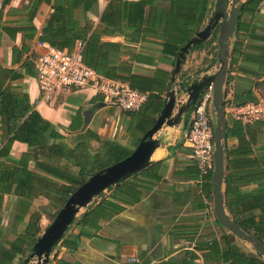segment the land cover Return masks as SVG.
Returning a JSON list of instances; mask_svg holds the SVG:
<instances>
[{
	"label": "crops",
	"instance_id": "obj_1",
	"mask_svg": "<svg viewBox=\"0 0 264 264\" xmlns=\"http://www.w3.org/2000/svg\"><path fill=\"white\" fill-rule=\"evenodd\" d=\"M110 1L99 0L96 9L88 13L94 28L100 25V18ZM215 1L211 0V12L203 28L214 12ZM33 3L31 0H0V62L23 76L11 83L13 90L27 93L31 104L42 116L70 137L84 126L83 113L103 99L91 90H66L51 102L39 101L33 59L39 51L38 38L53 9L52 3L42 2L30 21ZM251 18L249 14L243 15L246 22ZM30 22L38 31L34 38H30L26 29ZM255 23L264 27V15H258ZM102 41L122 46L121 53L115 55L116 64L112 66L117 68L123 63V67L130 70L126 74L121 72L123 76L153 77L157 70H162L170 75L171 84L174 58L162 53L164 44L161 40L132 37L127 31L126 34H104ZM218 59V44L211 37L187 55L182 66V79L192 84L213 74ZM25 63L31 64L33 75L26 72ZM240 65L242 70L236 73L233 97L244 99L251 91L258 101L264 98V77L259 75L258 78L256 73L259 65L241 60ZM188 117L187 124L183 119L176 128L159 160L98 196L80 213L64 241L62 239L52 251L48 264H264V257L250 243L219 223L212 178L199 180V169L185 142L193 115ZM226 119L223 183L226 213L236 224L239 221L264 232V121L245 125L230 115H226ZM71 125L80 129L71 133L68 130ZM129 127L130 120L120 108L106 105L94 112L86 129L97 131L103 140L135 149ZM5 138L0 128V149ZM27 149L26 144L14 142L11 156L18 157ZM48 205L49 201L40 197L34 201L30 212H45L49 210ZM229 208L237 213V219ZM17 211V198L6 196L2 206V226L13 229ZM43 221H51L45 213L41 218V226L45 228ZM18 227L21 229L20 225ZM5 233L6 236L8 233Z\"/></svg>",
	"mask_w": 264,
	"mask_h": 264
},
{
	"label": "trees",
	"instance_id": "obj_2",
	"mask_svg": "<svg viewBox=\"0 0 264 264\" xmlns=\"http://www.w3.org/2000/svg\"><path fill=\"white\" fill-rule=\"evenodd\" d=\"M31 1L34 3L30 21L42 2L52 3L53 12L41 31L39 41L68 51L81 43L84 62L98 74L127 83L132 89L148 95L140 110L123 111L130 120L128 132L135 140V147L163 108V95L170 87V75L157 70L153 77L139 74L123 76L121 72H130L123 63L117 68L112 66L116 64L115 55L121 53L122 46L104 42L102 36L130 31L132 37L161 40L164 44L162 53L173 57L175 64L180 49L202 30L211 12V0H111L100 18V25L94 28L88 13L96 9L99 0ZM244 14L252 16L249 22L243 20ZM258 15H264V0H246L236 26L228 82L234 81L236 73L241 72L240 60L259 65L258 78L259 75L264 77V27L255 23ZM26 29L30 38L38 32L31 22ZM212 41H217L216 32ZM23 67L33 75L30 63L23 64ZM22 77L0 62V128L6 136L0 149V264H24L45 230L41 226L42 214L48 215L52 221L77 188L94 174L127 158L134 150L115 141L103 140L97 131L90 128L70 137L61 133L31 104L27 93L13 90L11 83ZM187 85L184 83L185 87ZM249 93L244 99L233 97L234 102L238 105L258 102L251 91ZM79 129L73 125L68 128L71 133ZM14 142L26 144L27 151L12 157ZM6 196L17 198L18 211L13 229L2 226V206ZM40 197L49 201V210L30 212L34 201ZM229 209L237 219V213ZM250 223L253 224L252 221ZM237 224L264 245L262 230L239 221ZM5 232L8 233L6 236Z\"/></svg>",
	"mask_w": 264,
	"mask_h": 264
},
{
	"label": "water",
	"instance_id": "obj_3",
	"mask_svg": "<svg viewBox=\"0 0 264 264\" xmlns=\"http://www.w3.org/2000/svg\"><path fill=\"white\" fill-rule=\"evenodd\" d=\"M245 0H216L214 12L206 26L183 46L174 64L171 84L165 94L163 108L153 126L145 132L131 155L120 162L94 174L82 186L77 188L60 209L55 218L37 239L24 264H48L52 251L61 242L67 231L73 226L80 213L89 207L101 194L112 187L142 173L154 161L163 156L162 149L176 128L193 113L202 92L213 86L214 130V172L212 175L214 208L221 225L240 239L250 243L258 254L264 257V245L246 234L226 213L223 197L225 178V155L227 153V119L224 102L228 85V75L232 58L233 39L240 20ZM217 34L218 67L213 74L203 76L189 84L181 77L182 66L193 47L205 44L213 33ZM184 83H188L185 87ZM184 92V96L182 93ZM105 102H98L87 109L84 132L92 121L94 112L105 107Z\"/></svg>",
	"mask_w": 264,
	"mask_h": 264
},
{
	"label": "built area",
	"instance_id": "obj_4",
	"mask_svg": "<svg viewBox=\"0 0 264 264\" xmlns=\"http://www.w3.org/2000/svg\"><path fill=\"white\" fill-rule=\"evenodd\" d=\"M37 47L39 51L33 65L37 70L40 102H51L66 90H91L100 95L103 102L122 111H138L146 103L147 94L132 89L127 83L104 78L88 66L84 62L81 43L72 51L58 49L39 40ZM234 86V81L228 82L225 114L245 125L264 121V98L256 103L238 105L233 100ZM213 90V86H209L202 92L194 107L185 140L196 161L201 182L212 177L215 167ZM49 224L50 221H43L45 228Z\"/></svg>",
	"mask_w": 264,
	"mask_h": 264
},
{
	"label": "bare ground",
	"instance_id": "obj_5",
	"mask_svg": "<svg viewBox=\"0 0 264 264\" xmlns=\"http://www.w3.org/2000/svg\"><path fill=\"white\" fill-rule=\"evenodd\" d=\"M171 138H168L165 145H167L170 142Z\"/></svg>",
	"mask_w": 264,
	"mask_h": 264
},
{
	"label": "rangeland",
	"instance_id": "obj_6",
	"mask_svg": "<svg viewBox=\"0 0 264 264\" xmlns=\"http://www.w3.org/2000/svg\"><path fill=\"white\" fill-rule=\"evenodd\" d=\"M192 75L194 76V69L192 70ZM185 94H183V96H184ZM192 115H193V113H192Z\"/></svg>",
	"mask_w": 264,
	"mask_h": 264
}]
</instances>
